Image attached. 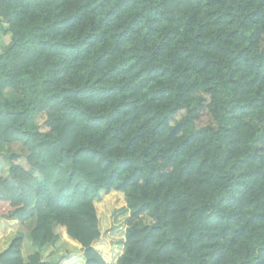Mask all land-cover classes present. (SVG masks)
Here are the masks:
<instances>
[{
    "label": "trees",
    "instance_id": "trees-1",
    "mask_svg": "<svg viewBox=\"0 0 264 264\" xmlns=\"http://www.w3.org/2000/svg\"><path fill=\"white\" fill-rule=\"evenodd\" d=\"M0 24V143L34 172L2 158L3 235L33 222L37 251L79 249L50 264H107L118 192L115 264H264V0H0ZM21 245L0 264H40Z\"/></svg>",
    "mask_w": 264,
    "mask_h": 264
},
{
    "label": "rangeland",
    "instance_id": "rangeland-1",
    "mask_svg": "<svg viewBox=\"0 0 264 264\" xmlns=\"http://www.w3.org/2000/svg\"><path fill=\"white\" fill-rule=\"evenodd\" d=\"M9 41L10 35L6 31V25L0 24V52L6 49ZM5 94L11 101L20 99V95L12 90H7ZM45 119L44 113L38 114L35 118V122L42 132L48 130L44 125ZM209 123L210 120L204 116L201 118L199 125ZM12 154L19 156V162L24 166L26 171L32 174L34 173L25 161L26 151L17 144L7 145L0 143V170L2 167L5 168L7 164L2 158ZM37 178L39 177L37 176ZM96 209L100 221L101 238L95 243L94 247L103 255L107 264H115L116 259L122 252L124 233L129 218L124 197L118 192L102 193L101 198L96 202ZM32 226L33 222H29L19 227L15 233L5 236L1 233L3 231L1 228L4 227L0 225V252L7 246L9 240L17 235L22 239L21 251L25 262H28L29 258L34 256L35 253L38 254L37 257L40 264L55 263L61 257H65L70 253L75 255L79 254L78 247L69 241L61 230L59 232L60 238L55 239L52 244L37 251L30 239Z\"/></svg>",
    "mask_w": 264,
    "mask_h": 264
}]
</instances>
